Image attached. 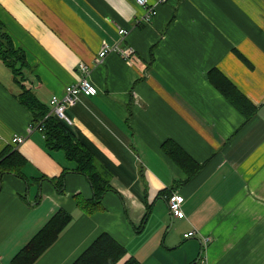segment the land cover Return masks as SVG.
Returning a JSON list of instances; mask_svg holds the SVG:
<instances>
[{
    "label": "crops",
    "instance_id": "0c3cea01",
    "mask_svg": "<svg viewBox=\"0 0 264 264\" xmlns=\"http://www.w3.org/2000/svg\"><path fill=\"white\" fill-rule=\"evenodd\" d=\"M144 10L134 0H0L41 101L78 78L80 61L90 65L98 92L65 113L109 183L98 209L78 207L94 194L89 177L41 129L27 132L32 113L0 61V152L14 146L25 159L22 175H0V264L59 208L72 219L33 264H69L102 231L126 247L117 264H264V0H167L139 21ZM104 42L134 53L96 61ZM211 68L254 105L249 119L210 83ZM14 135L25 139L13 145ZM168 140L197 172L163 149ZM61 174L63 184L50 180ZM170 188L183 196L182 218L170 214Z\"/></svg>",
    "mask_w": 264,
    "mask_h": 264
},
{
    "label": "trees",
    "instance_id": "16d2710c",
    "mask_svg": "<svg viewBox=\"0 0 264 264\" xmlns=\"http://www.w3.org/2000/svg\"><path fill=\"white\" fill-rule=\"evenodd\" d=\"M0 61L12 71L14 80L21 88L18 96L19 101L32 113L31 122L41 126L40 129L45 137V145L48 148H62L68 157L76 160L80 172L89 177L94 194L89 199L76 197V204L85 212L95 211L100 206L104 192L109 188L108 180L95 170L91 152L75 138L67 122L50 113V105L41 101L29 85L28 74L31 69L26 62L25 53L22 48L14 45L1 19ZM208 79L240 111L246 120L254 114V105L220 70L211 68L208 71ZM162 147L176 159L189 176L198 171V163L177 143L169 140L164 141ZM24 162V157L16 150V147H5L0 152V175L6 173L22 175ZM63 175L50 178V180L54 181L56 185L63 184ZM172 190L174 189L170 188L165 191L167 199ZM71 219L72 214L70 211L59 208L13 256L11 264H33L55 242ZM126 252V247L113 235L107 231H102L69 264H117ZM121 264L143 263L130 256Z\"/></svg>",
    "mask_w": 264,
    "mask_h": 264
},
{
    "label": "built area",
    "instance_id": "2783aa9c",
    "mask_svg": "<svg viewBox=\"0 0 264 264\" xmlns=\"http://www.w3.org/2000/svg\"><path fill=\"white\" fill-rule=\"evenodd\" d=\"M136 3L144 7V12L142 16L139 18V21H149L151 20L152 16L156 14L157 10L156 7L158 4L166 2L167 0H134ZM118 32L120 35H124L127 33V29L119 28ZM117 51L125 58L129 59V56L134 53V48L130 45H119L118 43L109 44L104 42L101 46L98 57H96V61L99 59L104 58V56L109 51ZM90 65L87 63L80 61L77 64L76 70L80 73L77 79L73 82L65 85L63 92L60 95L53 94L50 97V105L51 110L50 113H54L61 119H64L66 122L70 123V119L65 114V109L68 106H72L76 104L79 94L85 95H94L97 93V87L90 81L88 75L90 73ZM47 116V115H46ZM34 128H41L40 125H36L30 122L27 126V132H31ZM25 136L23 135H14L11 139L13 145H18L19 143L23 142ZM183 196L178 193L177 190H172L170 195L168 196V207L170 214L176 218H182L185 216V212L183 210ZM194 234V230H190L184 234V236H189Z\"/></svg>",
    "mask_w": 264,
    "mask_h": 264
},
{
    "label": "rangeland",
    "instance_id": "374dc122",
    "mask_svg": "<svg viewBox=\"0 0 264 264\" xmlns=\"http://www.w3.org/2000/svg\"><path fill=\"white\" fill-rule=\"evenodd\" d=\"M141 16H142V15H141ZM141 16H140V17H141ZM88 77H89V76H88Z\"/></svg>",
    "mask_w": 264,
    "mask_h": 264
}]
</instances>
